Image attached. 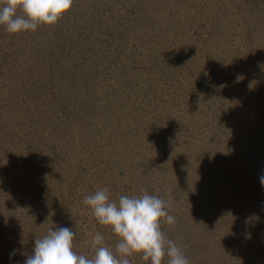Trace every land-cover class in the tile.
Instances as JSON below:
<instances>
[{
	"label": "rangeland",
	"instance_id": "obj_1",
	"mask_svg": "<svg viewBox=\"0 0 264 264\" xmlns=\"http://www.w3.org/2000/svg\"><path fill=\"white\" fill-rule=\"evenodd\" d=\"M262 175L264 0H73L0 25V264L55 227L114 251L83 203L105 187L166 200L189 264H264Z\"/></svg>",
	"mask_w": 264,
	"mask_h": 264
},
{
	"label": "clouds",
	"instance_id": "obj_2",
	"mask_svg": "<svg viewBox=\"0 0 264 264\" xmlns=\"http://www.w3.org/2000/svg\"><path fill=\"white\" fill-rule=\"evenodd\" d=\"M73 0H0V25L10 34L31 30L39 25H54L72 7ZM22 12V14H18ZM264 186V175L260 177ZM83 203L90 206L99 224L108 226L119 240L115 250L97 232L91 245L94 255L87 257L73 250L77 233L68 227L50 228L42 238H36L34 249L24 264H133L129 257L140 254L150 264H189L175 241L161 227L164 219L175 224L169 214V203L158 195L144 192L140 196L119 195L110 200L108 189H97L86 195Z\"/></svg>",
	"mask_w": 264,
	"mask_h": 264
},
{
	"label": "trees",
	"instance_id": "obj_3",
	"mask_svg": "<svg viewBox=\"0 0 264 264\" xmlns=\"http://www.w3.org/2000/svg\"><path fill=\"white\" fill-rule=\"evenodd\" d=\"M58 64H56V66H57ZM73 70H75V69H73ZM73 70H71V71H73ZM56 96H57V98L59 97V94H56Z\"/></svg>",
	"mask_w": 264,
	"mask_h": 264
}]
</instances>
